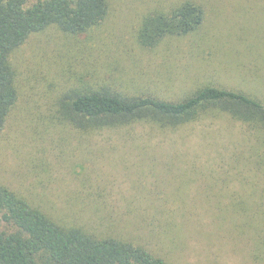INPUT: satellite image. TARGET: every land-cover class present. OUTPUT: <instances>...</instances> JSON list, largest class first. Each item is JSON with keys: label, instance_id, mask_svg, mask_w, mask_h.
Returning a JSON list of instances; mask_svg holds the SVG:
<instances>
[{"label": "rangeland", "instance_id": "obj_1", "mask_svg": "<svg viewBox=\"0 0 264 264\" xmlns=\"http://www.w3.org/2000/svg\"><path fill=\"white\" fill-rule=\"evenodd\" d=\"M178 1L111 0L90 33L29 36L14 54L19 95L0 131V184L171 264H264V133L209 115L86 134L55 112L61 95L105 83L178 99L214 82L264 97V0H196L198 30L141 46L143 14Z\"/></svg>", "mask_w": 264, "mask_h": 264}, {"label": "trees", "instance_id": "obj_2", "mask_svg": "<svg viewBox=\"0 0 264 264\" xmlns=\"http://www.w3.org/2000/svg\"><path fill=\"white\" fill-rule=\"evenodd\" d=\"M111 0H0V131L18 100L14 54L31 34L54 26L69 36L87 34L109 14ZM205 19L196 0L149 8L137 41L154 48L167 37L199 29ZM60 123L79 132L154 124L177 128L209 115H228L264 133V97L214 82L178 99L130 93L107 83L75 88L57 98ZM264 146V141H262ZM0 264H171L147 247L96 227L51 215L23 194L0 184Z\"/></svg>", "mask_w": 264, "mask_h": 264}]
</instances>
